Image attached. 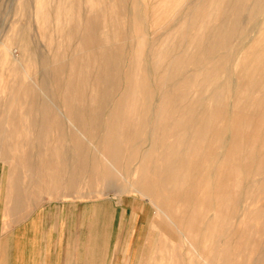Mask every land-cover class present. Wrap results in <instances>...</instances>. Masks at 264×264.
<instances>
[{"label":"bare ground","instance_id":"obj_1","mask_svg":"<svg viewBox=\"0 0 264 264\" xmlns=\"http://www.w3.org/2000/svg\"><path fill=\"white\" fill-rule=\"evenodd\" d=\"M155 2H157V0ZM185 2L187 3V0L164 1V3L166 4H183ZM205 2L210 3L211 7L205 9L192 8L186 14L184 13L185 15H181L179 17L177 16V14L181 10L180 8H174V4L173 10L171 11L172 14L169 13V15L167 13H163L168 9H161V12L155 14L154 18L160 19V21L164 19L167 20L179 18L182 20H187V22L179 24L177 26H174L173 24L168 25L166 23V25L159 24L152 27L154 30L152 29L153 33L150 34H153L155 36V41L150 50L151 54L147 52V54H150V60L145 61L144 58H142L144 56L141 55L142 59H140V57H137L133 62V64H136H132L133 66L129 65L131 66V70L128 72L130 81H128L129 91L125 92L118 99V102L120 104L117 106V108L114 109L111 117H109L110 120H108V125L106 128H104L105 126L103 125L105 122L103 120L104 116L103 114L101 115L99 113L102 112V110L78 109L76 118L74 117L75 115L73 110H71L70 108L65 109V122L67 121L69 124H71L73 130H71V128L68 129L76 133L75 135L79 133V136L80 134L82 136L85 135V126L87 125L86 123H89L90 121H88V119L86 120V112L88 113L94 111L95 114L98 113L95 116L96 119L93 120V123L96 125L95 129L97 128V131L95 130V133L93 135L96 134L95 137L99 136L98 141L94 140L95 137L94 139L90 137V135L92 134L88 135L90 139L86 140V138H84L85 142L87 141L88 145L94 148L98 153L96 166L93 167L90 174L87 175L86 173V171L88 170V166L91 162L92 166L95 163L91 161L92 158L91 160L87 159L90 156H84L85 142L83 141V137L80 136L82 137V141L84 143L81 140L74 139L75 141L71 143L72 145H69L70 137L68 139L69 144L66 143V137L65 141L61 140L59 142L57 140L52 142L53 146L50 148L51 158L49 159V161H45L43 160V158L39 160L37 159L38 161H36V174L35 171H33L35 175L32 177L30 176V181H28L29 178L21 181L24 183H30L32 181L30 184H33L34 186L40 187L42 189H47V193L49 195H75V197H91L95 193L101 194V189L107 184L119 180L122 185L121 188L125 192L139 193L143 198L148 199L149 202L154 205V209H156V215L153 223L158 224L161 231H148L147 239L151 242L153 239H155L156 235L160 237L157 264H172L173 261H175V257L172 253L173 249L175 248L168 249L166 246L168 244L166 243L165 245V238H163L164 231L179 232L187 241V243H189L188 246H190L191 249L188 250H192V254H194L193 251L198 254V247L196 248V243H198V245H203L202 247L200 246L199 250L202 254L201 248H204V246L206 245L213 246L212 240L214 238V235L211 236L212 234H208L209 236L205 235V237L203 235V237L200 233V236H198L197 232H220L222 225H224L225 222L226 224H228L227 221L230 218L235 217L236 219V217L242 216L243 214L236 216L235 211L238 208L239 204L243 205L245 203V198H243V196H250V193L252 192L250 189L253 186V184L251 183L258 184L257 186L260 185V187H262L261 184L263 183L264 191V0H207ZM114 3L121 5L122 9L114 6L112 11L110 12L109 10L100 11V13L97 12L95 13L96 19L94 18L95 20L88 22L87 20L83 21V19L79 15L81 14L79 13L80 9H78V17H76L77 15L74 14L75 18H78V22L77 24H75V30L68 32V35L66 33L64 34L67 35L68 44H74L72 43L74 36L76 35V33L83 32L84 30H82V28L84 27L86 30L85 32L89 35L90 44L93 41H102L99 42L98 46L100 50L99 58L94 57V61L92 62L91 59L93 57L91 58L90 56V59L86 57L87 61L83 59L81 61H77L76 65H74L72 69L69 68L71 72H69L67 75L65 74L67 67L64 62L60 63L59 65H57L58 61L53 63V65H55L54 68L55 70H57V73H52L54 77V79L52 80H54L55 82L57 81L58 86L60 85L59 82L70 85L71 91L69 93V99L71 100H85V98L88 97L89 92H91L90 98L92 100L97 99L99 102L101 101L99 99H102L103 102V100H111L114 97H117V94L120 93L116 92H119V89L123 90L121 88V85L124 84H122L123 81L118 82L116 78H119V76L117 77L116 75L118 74H115L114 71L122 69L123 61L125 63V56L121 54V51L120 53L115 51L113 53V56L110 55L109 52H107V46L109 47V44H112L110 43V40L113 41L112 39L109 40L110 33H113V37H117L119 33L124 32V30L128 28L126 26L127 20L135 22L134 24L130 22V28H132L134 32H137L138 26L142 27V29H145L146 33H149L151 31L150 26L146 25V20L150 17L146 15V12L149 11L147 7H132L130 10V15L127 17L123 9L125 4L126 8L129 4L127 5V3H125V0H114ZM59 4L61 7L62 3ZM66 4L68 3L63 4L64 9L66 8ZM224 4L227 6L222 7V5ZM56 6L57 4L55 5V7ZM110 8L111 7H109V9ZM73 9L75 10L74 6ZM69 10L70 9H68V11ZM155 11L156 10H154L153 12ZM37 20L39 21L40 19ZM107 20L109 21V23ZM62 21L60 22L64 25ZM93 21H96L95 24L93 23ZM138 21H145L146 24L140 23L141 25H138ZM155 24H157V22ZM110 27L112 28L111 32ZM56 28L58 27H55V29ZM158 31H161V33L157 35ZM126 33L127 32H125V34ZM151 36L149 38H151ZM110 37L112 38V36ZM53 38L54 36L51 39ZM120 38L117 42L120 41ZM236 38H240V40L242 41L246 40V42L241 41L242 49L238 47L239 49H241L240 53L242 52V55H239V59H237L238 57L234 56V60L231 58L233 61L229 60V58H226V60L222 61L221 63H219L218 60L216 61L217 51H225L226 48H229L233 44V42L237 40ZM127 39L129 40V38ZM62 41L65 42L64 40H61V42ZM148 41H150V39ZM7 42L5 44L6 50H10V45ZM120 42L122 43V41ZM128 42L129 41H127V43ZM52 44L53 43H51L50 45ZM94 44L96 45L98 43ZM58 45L59 44H57V46ZM235 45L234 47H236ZM60 48H62L61 51L63 52L64 48L62 46ZM91 49L92 47L88 45V47H85L82 52L87 53V50L91 51ZM111 49L113 50L114 48L111 46ZM124 49L123 51H125ZM61 51V54L58 53L57 55L60 56V58L63 55L61 59L65 61V59L68 57V52L66 51L65 53H62ZM127 53H129V51ZM127 53L126 55H128ZM42 55L43 54H41V56ZM204 57L208 58L211 61H215L216 63L213 62L214 66L211 68H205V70L201 69L203 71L202 75L204 76V81L207 83L208 87L206 99L203 100L207 105H210L212 107L213 105L218 106L219 104L223 103L225 105H230L232 108H229L231 110H228V113L225 117H223V114H218L221 116V118H227L223 126H216V121L214 119L212 120V118H206L205 120L202 119L199 121V119H197L199 110L194 106L189 108L187 107L188 109H185L182 114L180 113L178 115V110L174 109V107H169L168 105H166L169 102L168 100H171V98H173L170 95H168L167 97L169 99L165 100L159 107L155 106L156 108L153 109L146 106V104L150 103L151 101L155 102L154 100L158 90L156 92L154 91L155 93H153V90H151V83L154 80L157 81L160 89H163L165 91V89L170 88L169 91H173L172 94L176 95V99L187 94V92L194 85L193 83H196L198 79L189 76L187 79L181 80L180 75L183 73V70L187 68V66L189 67L199 64L202 60H204ZM50 62L52 64V61ZM49 68H51V66ZM36 71L38 72V70ZM36 71L33 72V74L37 73ZM58 71L63 72V74L59 73ZM221 73H223V75ZM41 75L43 74H40V77ZM221 75L224 76V80H218L219 78L217 79V77ZM32 77H34V75H32ZM51 77L48 79L51 80ZM72 81L76 82L75 85L77 86H75ZM52 82L50 81V83ZM52 85L53 83L51 84V86ZM90 85L93 86L91 91L88 89V86ZM73 86H75V88H73ZM101 86L103 89H100L101 91L97 92L98 87L101 88ZM94 92H96L95 95ZM114 93H116V96H114ZM60 97L62 98V96ZM49 100L53 105L56 104L55 97H51L49 98ZM134 102L138 104L140 103L141 106H134ZM73 103L75 104V102ZM95 104H97V102ZM88 105L90 104L88 103ZM86 108H88L87 104ZM201 111L202 110H200L199 112ZM87 118L89 117L87 116ZM180 118L182 119V121L180 120ZM199 118L201 119L202 115H199ZM141 120L144 121V126L147 129L151 125L152 133L150 135L147 132V134L150 135L149 139L145 141V143H147V147H145V151L143 150L144 153L142 154V156L138 158L136 157L138 161L137 169L131 174H128L127 172V175L123 171L125 169L122 170L119 167V164L123 161V159L126 158L125 155H127V153L130 154V161H132L133 156H135L133 152H135L136 145L138 143V141L135 139V134H137L138 125L142 123ZM9 121L12 123V125H15V123L18 124L20 122V120H18L19 122H17V120L14 118L10 119ZM147 123L150 124L149 127ZM103 128L104 131H102ZM89 129L92 130L91 127ZM223 130L229 131L230 133H228L229 136L226 140L224 139L225 137L223 138L222 136ZM102 135H104V137H101ZM20 148H22V146ZM48 148L49 147L47 145H43L39 147V151L45 153V150H47ZM71 152L72 154L76 152L77 158H73L74 155H71ZM69 155L72 156L71 158L73 159H69ZM19 162H21V160ZM205 164L208 169V174H204L202 176L201 173L206 170ZM207 172L204 171L203 173ZM47 174L50 177L47 176ZM64 175L68 179V182L65 184L61 182V179H63ZM250 178H252L250 180L251 182L248 181V179ZM245 183L248 188H245ZM31 188L32 187L27 188L21 185V188L19 190V193H21L20 195L22 196L21 198H25L27 195H32V192L30 190ZM252 194L253 193H251V195ZM257 196H259V194ZM249 204L246 205L248 206ZM252 204L253 203H251L250 206H252ZM250 206L248 207L250 208ZM261 207H263L264 209V204L255 206V211L253 212L256 213L257 210ZM203 208H206L207 211L205 210L206 212H204ZM250 210L252 211L251 208ZM207 212H209V216L204 214ZM203 215L210 217V219L212 218V222L210 223L209 221H206V223H204ZM257 217L258 216H256V221H258ZM239 222L245 221L244 219L243 221H241L240 219ZM240 228L242 229L243 226ZM263 229L264 217L259 225H257L256 231H262ZM184 231H186V233ZM213 233L215 234V232ZM263 239L262 241H264ZM174 240H176V238L171 237L170 240L167 241H170L172 243ZM217 243L218 245H220L219 242ZM257 244V246L262 245L259 241L257 242ZM184 249H186V246ZM205 253L208 254L209 252ZM262 254H259L258 256H262ZM193 256L194 255H192V258ZM186 257L189 258L188 256ZM203 258L204 257H202V259ZM203 261H205V258ZM203 261H201V263ZM252 261L251 263L253 264ZM189 263H191V261ZM185 264H187V261L185 262Z\"/></svg>","mask_w":264,"mask_h":264},{"label":"rangeland","instance_id":"obj_2","mask_svg":"<svg viewBox=\"0 0 264 264\" xmlns=\"http://www.w3.org/2000/svg\"><path fill=\"white\" fill-rule=\"evenodd\" d=\"M62 1L63 0H54V2H53V0H0V167L3 166V171H2L1 175L4 177V179L6 178L5 179L6 184L3 185V191H4V193H6V195L9 198H12V199H13V197H20L21 198L22 197L20 195L21 193H19L21 185H23L27 188L32 187L30 189L32 192V195H30V197H33L35 200H37V198L40 197L38 199L39 203L45 202V201H54V200H68V199H81V198L83 200H85V199H92L93 197L99 198L101 201L102 210L104 207H106L107 210L109 208L107 213L109 212L111 215L116 214V225H115L116 231H140L139 235L135 241V244H137L138 242H142L145 240L143 238H144V236H146V233H148V231H161L159 229L158 224L153 223L155 215H156V209H154L155 208L154 205L151 202H149L148 199L143 198L139 193L125 192L121 188L122 185H121V182L119 180L115 181L113 183L107 184L106 186H104L101 189V192H102L101 194L95 193L91 197H75V195H73V196L49 195L47 193V191H48L47 189H44V188L42 189L40 187L34 186L33 184H30L32 181L30 183H26V182L24 183L21 181L24 179H27V178H29L28 181H30L31 180L30 176L32 177L36 174V161H38L41 158H43V160H45V161H49V159L51 158L50 148L53 146L52 142L57 141V140L59 142L61 140L65 141L66 137H67L66 143L69 144L68 141L70 140L69 145H72L71 143H73L75 140H81L82 141V137H83V141L85 142L84 138H86V140H88V139H90V137L92 139H94V137L96 136V134L93 135L95 133V130L97 131V128L95 129L96 125L93 123L94 122L93 120L96 119L95 116L98 113L95 114L94 111H92V112H88L89 113L88 114L86 112V114H85L86 120L88 119V121L89 120L90 121H89V123L88 122L86 123L87 125L85 126L86 127L85 135L82 136L80 134V136H82V137H80L79 133H77V135H75L76 133H74L68 129V128H71V130H73L72 125L69 124L67 121L65 122V117H64L65 112L64 111L66 108H70L71 110L74 111V115H75L74 117H76L78 109L102 110V112H99V113L101 115L103 114V116H104V119L102 118L105 121L103 124L105 126L104 128L107 127L108 120H110L109 117H111L114 109L117 108V106L120 104L118 102V99L125 92L129 91V82L130 81H129L128 72L131 70L130 69L131 66L136 64V63L133 64L135 58L140 57V59L144 58L145 61L150 60V54H151L150 50H151V47L155 41V38H154L155 36L153 34H150V33H153V30H154L152 27H154L155 25H159V24H161V25L165 24L166 25V23L168 25L173 24L174 26H177L179 24L187 22V20H182L179 18L167 19V20L164 19V20L160 21V19L154 18L155 14L161 12V9H168V10L164 11L163 13L172 14L171 11L173 10V7L175 5L174 8H178V9L180 8V10H181L177 14V16L179 17L181 15L182 16L185 15L192 8H200V9L210 8L211 4L208 2H205L207 0H187V3L185 2L183 4H174V3L166 4V3H164L165 0H157V2H155L156 0H142V1L141 0H125V3H127V5L129 4L127 6V8H126V4H125L124 9H123L124 13L126 14L127 17L130 15V10L132 7H134V8H143V7L146 8L147 7L149 9V11L146 12V15H148V17L150 16L149 19L146 20L147 24L145 23V21H138L137 23H138V25L146 24V25L150 26L151 31L149 30L150 32L146 33L145 29H142V27L138 26L137 32H134L132 30V28H130V26H131V23L134 24L135 22H132L131 20H127L126 26L128 28L126 30H124V32L119 33L117 36L119 38L121 37L120 38V41H122V43H121L120 41L117 42L119 38L113 37L114 35L111 32L112 28L110 27V32L112 34L110 33L109 40L112 39L113 41L110 40V43H112V44H109V47L107 46V49H108L107 52H109V54L113 56V53L115 51L118 53H120V51H121V54H123V56H125L126 65H125L124 61L122 64V69H124V70L118 69V70L114 71L115 74H118L116 76L117 77L119 76V78H116L118 80V82L123 81L122 84H124V85H121V88L123 90L119 89V92H116V93H120V94H117V97L113 98L114 100L113 99L103 100V102H102V99H99V100H101L100 101L101 103H100L97 99L92 100L90 98L91 92H89L88 97H86L87 99L90 98L89 100H87L86 98H85V100H81V101L69 99V93L71 91L70 85L65 84V83L63 84V82H59L60 85L58 86L57 81L55 82L54 80H52V79H54L52 73H57V70H55V68H54L55 65H53V63L58 61L57 65H59L60 63L64 62L66 64V67H67L66 72H65V74L67 75L69 72H71L70 69H72V67L74 65H76L77 61H81L82 59L87 61L86 57H88L90 59V56H91V58L93 57L91 59L93 62L94 57H97V58L100 57V50H99L98 46H99V42H102V41H99V42L93 41L90 44L89 35L85 32L86 30L84 27L82 28V30H84L83 32L76 33V35L74 36L73 42H72L74 44H71V45L68 44V41H67L68 40V38H67L68 32L74 31L75 27H76L75 24H77V22H78V18H75V15H74V14H76L77 15L76 17H78V9L81 10V11L79 10V13H81L79 15L81 16L83 21L87 20V22H88V21H92V20L96 19L95 13H97V12L100 13V11H105V10L106 11L109 10V12H110V11H112L114 6H117L118 8H121V9H122V6L119 4H115L114 0H74V1L73 0H68V1L64 0L63 2ZM145 1H146V3H145ZM59 3H62L61 7H60ZM65 3H68V4H66V8L64 9L63 4H65ZM190 3H191V5H190ZM56 4H57V6L55 7ZM70 5L71 6L73 5L75 10L73 9V6L71 8ZM75 5H76V7L77 6L78 7L76 8ZM150 5H151V7H150ZM176 5H177V7H176ZM226 6L227 5H225V4L222 5V7H226ZM35 7H36V13H35ZM109 7H111V8L109 9ZM68 9H70V10L68 11ZM66 10H67V12H66ZM154 10H156V11L153 12ZM158 10H160V11H158ZM86 11H88V12H86ZM70 12H72V13H70ZM67 13H69V14H67ZM71 14H72V17H71ZM35 15H36V17H35ZM63 17H64V20H63ZM53 18H54V20H53ZM37 19H40V20L38 21ZM69 19H70V21H69ZM57 21H59V22H57ZM60 21H62V23H64V25L61 24ZM95 22L96 21H93L94 24H95ZM148 22H149V24H148ZM156 22H157V24H155ZM66 23H67V25H66ZM71 23H72V25H71ZM108 23H109V21H108ZM39 24H40V26H39ZM55 27H58V28H56L57 30L55 29ZM48 31H49V33H48ZM59 31H60V34H59ZM63 31H64V33H63ZM125 32H127V33L125 34ZM65 33L67 35H64ZM160 33H161V31H158L157 35ZM55 34H56V36H55ZM149 35L150 36L152 35L151 38H149L150 37ZM53 36H54V38H53L54 41H53V39H51ZM110 36H112V38ZM127 38H129V40ZM248 38H250V37H248ZM136 39H137V41H136ZM143 39H145V40H143ZM149 39H150V41H148ZM61 40H64L65 42H63V41L61 42ZM123 40L124 41L126 40V41L124 42ZM127 41H129L130 43L129 42L127 43ZM241 41L242 40H240V38H238L237 40H235L233 42L234 45L236 44L235 46L237 48L234 47V45L232 44L233 46L231 45L230 46L231 48L230 47L226 48L225 51H223V50L217 51L216 61L218 60L219 63H221L222 61L226 60V58L227 59L229 58V60H231V61H233L235 59V57H238L237 59H239V57L242 55L241 54L242 52L240 53V50L242 49V46H241L242 42H246V40H244L242 42ZM6 42L10 45L11 51L6 50V46H5ZM50 42L53 44L50 45L51 44ZM94 43H98V44L95 45ZM113 43H114V45H113ZM120 43L122 45L124 44L125 46L124 45L122 46ZM57 44H59V45L57 46ZM117 44L121 48L118 47ZM130 44H131V46H130ZM88 45L92 47L91 51L87 50V53L82 52V50L85 47H88ZM147 45H148V49H147ZM59 46L60 47L62 46L64 48L63 52L61 51L62 48H60ZM111 46L114 48L113 50L111 49ZM238 47L241 49H239ZM123 49L125 51H123ZM131 49H132V51H131ZM97 50H99V51H97ZM127 50L129 51V53H127L128 52ZM60 51L62 53H65L66 51L68 52V57L65 59V61H63L61 59L63 55L61 56V58H60V56L57 55L58 53H60ZM93 51L95 52L96 56H95ZM142 52H143V54H142ZM147 52H149L150 54L149 53L147 54ZM126 53L128 55H126ZM41 54H43V55L41 56ZM141 55H143L144 57H142ZM47 56H48V58H47ZM50 61H52V64ZM213 62L216 63L215 61H211L208 58L204 57V60H202L199 64L194 65V66H189V67L187 66V68H185L183 70V73L180 75L181 80L187 79L189 76H192V78H196V79H198V81L196 83H193L194 85L187 92V94H185L184 96L177 98V99L175 98L176 95L172 94L173 91L172 92L169 91L170 88L169 89L167 88L164 91L163 89L159 88L157 81L154 80L151 83V90H153V93H155L158 90V92L156 93L157 95L155 96V100H154L155 102L151 101L150 103L146 104V106L151 107L153 109L156 107H159L165 100L169 99L167 97H168V95H170L173 98H171V100H168L169 102L166 105H168L169 107L170 106L174 107V109L178 110L179 111L178 115L180 113L182 114L185 109H188L189 107L194 106L199 111L202 110L201 112L198 111V114L200 116L202 115L201 119L199 118V115H197V119H199V121L202 119L205 120L206 118L207 119L212 118V120L214 119L216 121V126H223L225 124V121L227 118H221L220 115L223 114L224 115L223 117H225L228 113V110L232 109L231 106L221 103L218 106L213 105V107H212L210 105H207L205 103V101L203 100V99H206L208 87H207V83L204 81V76L202 75L203 71L201 69L205 70V68L213 67L214 66ZM129 65H131V66H129ZM50 66H51V68H49ZM36 70H38V72ZM35 71L37 73L33 74V72H35ZM44 71H46L47 73ZM49 71H50V73H49ZM58 72L63 74V72H61V71H58ZM39 73L43 74V75H41L42 78L40 77ZM126 73H127V76H126ZM44 74H45V76H44ZM221 74L223 75V73H221ZM32 75H34V77H32ZM51 75L53 78L51 77ZM222 75L218 76L217 79L219 78L218 80H224L225 78ZM120 76H122L123 78ZM50 77H51V80L48 79ZM50 81L51 82L53 81L52 86H51L52 83H50ZM72 83H74V85H75L76 82L72 81ZM49 86H50V89H49ZM75 86H77V85H75ZM75 86H73V88H75ZM88 87H89L88 89L91 91L93 86L90 85ZM100 89L101 90L103 89L102 86H101V88L98 87V91H97V89H96V91L99 92V91H101ZM169 92H171V93H169ZM95 93L96 92H94V95H95ZM116 93H114L115 94L114 96H116ZM60 96H62V98ZM204 96H205V98H204ZM51 97H55V99H56L55 105H53L52 102H50L49 98H51ZM73 102H75V104ZM87 102L90 105H88ZM96 102H97V104H95ZM86 104H87L88 108H86ZM134 106L140 107L141 104L134 102ZM229 108H231V109H229ZM203 109H206V110H203ZM104 113H105V115H104ZM218 114H220V115H218ZM87 116L89 118H87ZM13 118L16 119L17 122H19L18 120H20V122L18 124L15 123V125H12V123L9 120L13 119ZM180 120L182 121L181 118H180ZM66 123H68V124H66ZM217 124H219V125H217ZM144 125H145V123H144V121H142V123H140L137 127L138 131H137V134H135V137H136L135 139L138 141V143L136 145L135 152H133L135 154V156H133L132 161H130V156H129L130 154H128L126 152L127 153V155H125L126 158L123 159V161L119 164V167L122 170L125 169L123 171L126 174H127V172H128V174L129 173L131 174L137 169V166H138L137 165V162H138L137 158L142 156V154L145 151V147H147V143H145V141H147L149 139V137L152 133V129H151L150 124H148V127L150 125V127H149L150 130H149V128L147 129ZM36 127H37V129H36ZM90 127L92 128V130L89 129ZM53 128H55V129H53ZM104 128L102 129V131H104ZM88 131L91 133H89ZM144 131H145V133H144ZM147 132L150 135H148ZM71 133H72V135H71ZM228 133H229V131L223 130L222 136H223V138L225 137L224 138L225 140L228 138V136L230 134V133L229 134ZM24 134H25V136H24ZM53 134H54V136H53ZM90 134H92V135H90ZM88 135H90V137ZM77 136H79V137H77ZM44 137L47 139H45ZM69 137H70V139H69ZM98 137L99 136L95 137L94 140L98 141V139H99ZM101 137H104V135H102ZM11 138H12V140H11ZM40 138H42V139H40ZM53 139H55V140H53ZM123 139H125V138H123ZM17 144L18 145L22 144L21 145L22 148H20L21 146L19 145L20 146L19 147ZM84 144H85L84 156L85 157L90 156L87 159L91 160V158H92L91 161H93L95 163L92 166V162L90 161L91 165L89 164V166H88L89 171L88 170H87L88 172L86 171V173L88 175V174H90L93 167L96 166V163H97L96 160L98 157V153L94 148H92L90 145H88L87 141ZM43 145L44 146L47 145L49 147L47 150H45V153L39 151V147L43 146ZM17 147H18V149H17ZM29 148H30V150H29ZM18 150H19V152H18ZM25 151H26V153H25ZM92 153H93V155H92ZM23 154H26V155H23ZM71 155H74L73 158L74 157L77 158L76 152L74 154H72V152H71ZM71 157L72 156H70L69 159H73ZM20 160H21V162H19ZM22 160H24V161H22ZM14 161H15V163H14ZM25 162H26V164H25ZM123 165H124V167H123ZM129 168H130V170H129ZM205 168H206V170H204V171L207 172L208 169H207L206 164H205ZM18 169H19V171H18ZM33 171H35V174L33 173ZM203 172L201 173L202 176L204 174H208V172L207 173H203ZM13 175H14V177H13ZM65 175H64L63 179H61V182L64 184L68 182V179ZM47 176H49V175L47 174ZM251 179L252 178L248 179V181H250ZM251 184H253V186L251 187L250 190L252 191L251 193H253V194L251 195V193H250V196H247V195L243 196V198H245V201H244L245 203L244 204L242 203L243 205L239 204L238 205L239 209L237 208L235 211L236 216L243 214L242 216L236 217V219H235V217L230 218L227 221L228 224H226V222H225L224 225H222V228L220 227L221 228L220 232L219 231H213V232H215V234L212 231H202V232L198 231L197 232L198 236H200V234H201V236L212 234L211 236L214 235L213 240L216 237L214 242L212 240L213 246H209V245L207 246L206 245V246H204V248H201L202 254H201V251H199V250H200V246L202 247L203 245H201V244L198 245V243H196V248L198 247L197 248L198 254H196L194 251H193L194 254H192V252H191L192 250H190V251L188 250V249H191L190 246H188L189 243H187V241L184 239V237L179 232H177V231H164L163 238H165V241H164L165 245H166V243L168 244V245H166L168 249L169 248H175L172 251L173 256L175 257V258L173 257L175 261H173L172 264H185L186 261H187V264H207V263L208 264H252L251 263L252 260H253L252 261L253 264H262V263L264 264V251H262V250H264V241H262V239L264 238V229L262 231H256L257 225H259V223L262 221V219L264 217V209H263V207H261L260 209L257 210L256 213L253 212V211H255V206H257L259 204H261V205L264 204L263 183L261 184L262 187H260V185L257 186L258 184H255V183H251ZM245 186H246L245 188H248L246 183H245ZM4 188H5V190H4ZM253 188H255V189H253ZM258 194H259V196H257ZM261 200H263V201H261ZM251 203H253L252 206H250ZM246 204H249L248 206H250L252 211L250 210V208ZM203 210H204V212L207 211L206 208H203ZM247 212H248V214H247ZM207 213H204V214L209 216L210 215L209 212H207ZM206 215H203L204 216V223H206V221H209L211 223L212 218L210 219V217H207ZM256 216H258L257 217L258 221H256ZM240 219H241V221H243V219H244L245 222H239ZM246 219H247V221H246ZM256 223H257V225H256ZM239 226L240 227L243 226V228L241 229ZM184 232L186 233V231H184ZM154 233H156V232H154ZM244 233H245V235H244ZM259 234H260V236H259ZM165 235H166V237H165ZM237 235H239V236H237ZM255 236H256V238H255ZM171 237L176 238V240H174L172 243L170 241H167V240H170ZM217 238H218V240H217ZM243 239H244V243H243ZM159 241H160V237H158L157 235H156L155 239H153L151 242L148 239L146 240L145 246H144L145 249L143 250L142 264H157V256H158V251H159ZM216 241L219 242L220 245H218V243ZM258 241L263 246L262 245L257 246ZM175 242H176V245H175ZM180 245H181V247H180ZM185 246H186V249H184ZM211 249H212V251H211ZM207 250H209V251H207ZM181 251H183V252H181ZM205 252H209L208 254H210V255H208ZM240 254H242V255H240ZM259 254H262V256H258ZM192 255H194L193 256L194 259L192 258ZM199 255H201V256H199ZM186 256H188L189 258H187ZM190 257H191V259H190ZM202 257L205 258V261H203L204 258L202 259ZM190 261H191V263H189ZM193 261H195V262H193ZM201 261H203L204 263L203 262L201 263Z\"/></svg>","mask_w":264,"mask_h":264},{"label":"crops","instance_id":"obj_3","mask_svg":"<svg viewBox=\"0 0 264 264\" xmlns=\"http://www.w3.org/2000/svg\"><path fill=\"white\" fill-rule=\"evenodd\" d=\"M0 167V264H142L148 233L116 231L99 198H9ZM25 200V201H24Z\"/></svg>","mask_w":264,"mask_h":264}]
</instances>
